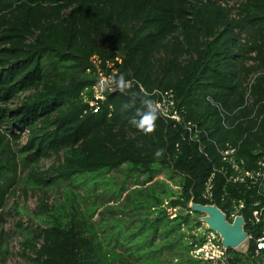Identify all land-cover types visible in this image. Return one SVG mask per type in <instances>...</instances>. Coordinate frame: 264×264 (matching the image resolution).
<instances>
[{"label":"trees","instance_id":"trees-1","mask_svg":"<svg viewBox=\"0 0 264 264\" xmlns=\"http://www.w3.org/2000/svg\"><path fill=\"white\" fill-rule=\"evenodd\" d=\"M99 73L130 87L104 91L94 114ZM154 92L171 96L180 121L158 115L143 133L130 122L147 110L142 97L159 100ZM263 158L264 0H0V219L22 215L17 203L3 212L16 188L63 190L62 202H39L42 228L12 229L30 264H196L203 238L181 232L199 217L190 204L215 206L229 223L242 217L250 239L228 261H260L263 224L251 212L264 206V188L245 173L263 172ZM163 170L178 191L151 183ZM113 171L151 183L133 190L132 210L111 190L116 225L121 214L140 223L125 244L109 221L89 220L97 175ZM78 185L91 195L86 217ZM3 235L0 222V264L10 255Z\"/></svg>","mask_w":264,"mask_h":264},{"label":"rangeland","instance_id":"rangeland-1","mask_svg":"<svg viewBox=\"0 0 264 264\" xmlns=\"http://www.w3.org/2000/svg\"><path fill=\"white\" fill-rule=\"evenodd\" d=\"M214 2H217L223 6H229L234 7L236 4L241 2L242 0H212ZM235 16V11L232 12L231 17L233 18ZM244 37H241V40H243ZM249 66L252 65L251 62L248 63ZM115 74V72H114ZM111 82L114 81V79H110ZM10 105L9 107H11ZM24 141V137L23 140ZM53 162V158L42 160L40 162V169H45L49 167ZM170 173L166 170L160 171L152 180L151 183L160 180L168 184V186L175 192L178 191L177 182L178 178L174 177L172 180L169 179ZM102 181V189L99 187L97 191V201L95 202V205H97L98 209L94 212L91 219H89L92 223L98 224L102 221H105L107 223L108 221V228L111 231L113 235H121L123 243H127V237L132 233L136 232L137 228L139 227L140 223L138 224V221L134 225H132L133 219L130 218L129 215L121 214V221L118 222V225H116V222L112 220L113 217L118 218V214L120 213H110L107 211L109 209V206H115L114 199H112L111 190H114L118 193L117 196H119L120 203L124 202L123 206L125 210H132V199L129 198L130 195H132L134 189L138 188H145L146 186L150 185L151 183L144 184V185H135L140 184L143 182L142 178H139L137 182H135L132 178H124L122 177L121 172L113 171L110 173H107L105 175H97L96 182ZM109 185H112V188H110ZM73 189V193L75 196L76 201L80 204V211L83 214L84 217H86L87 212L90 208L91 199L89 198L91 195L85 194V191H82L80 189ZM108 186V187H107ZM110 191L108 192V190ZM102 190V192H100ZM23 190L21 187L16 188L14 193H12L9 198L7 199L4 213L10 210L11 206L14 203H17L19 207L22 209V215L21 216H11V217H4L3 220L0 219V222H2L4 227V235H3V241L5 242L8 251L10 255L8 256L5 264H30L27 260H25L21 256V249L19 247V243L21 242V238L17 234H13L12 229L16 222L21 223L24 227L31 226L32 228L40 227L41 223L39 222L40 214H42L41 211H38V208L40 206V201L42 200L45 202V204L48 205V207L52 206L53 204H56L58 202H62L63 200V190L60 188H52L49 189L47 192L43 193L39 190H27L26 194L24 195ZM110 201V202H109ZM107 202V203H106ZM108 206V207H107ZM197 207V206H196ZM193 205H189V208L191 210H194ZM178 210H173L170 214V217H173ZM205 213H199V217L196 218L197 221L192 222L188 227H182L181 232L189 235H194L197 238H203V245L200 247L195 246V248L192 249V256L194 259L198 260V263L196 264H224L227 260V257L225 255V252H227L229 249L233 250L238 253H244L247 248V241H244L242 244L237 246L234 249L231 248H223L222 247V239L221 237L213 230L209 229L205 218ZM236 216L232 217V222L235 219ZM126 218V219H125ZM140 216L137 217L139 219ZM191 218L194 219L195 217L193 214H191ZM197 222L200 224L197 226ZM231 222V224H232ZM123 223V224H122ZM7 234H10L9 236ZM111 235V236H113ZM187 236V235H186ZM124 249V247H122ZM167 261V260H166ZM175 264V261H173ZM245 264H260L259 260L252 261L251 259L247 261Z\"/></svg>","mask_w":264,"mask_h":264},{"label":"built area","instance_id":"built-area-1","mask_svg":"<svg viewBox=\"0 0 264 264\" xmlns=\"http://www.w3.org/2000/svg\"><path fill=\"white\" fill-rule=\"evenodd\" d=\"M116 89H119L116 83L111 82L110 78L107 79L105 76H103V74L99 73L97 84L93 88V99L88 102V106L90 107V109H92V112L94 114L98 113V109H99L98 102H102L104 100V91L112 93ZM139 89L142 91L141 88ZM154 93H156L159 96V100L153 103L159 110L158 115L164 120L169 119V120H174L175 122H179L180 118L175 108V104L171 99V96L168 94H160L158 92H154ZM259 165L261 166V168H263V172L259 171L254 174L245 173V176L248 177L249 179H253V178L255 179V177L256 178L260 177L262 179L260 186L264 188V158L259 163ZM257 205L258 204H255V206ZM251 219L254 225L263 224L261 236L255 240V257H257L260 252L264 253V206L256 209L254 208L251 212ZM248 239H250V236L247 235L246 241ZM226 257L227 260L225 261L224 264H231L228 261V256ZM259 263L264 264V256L260 259Z\"/></svg>","mask_w":264,"mask_h":264},{"label":"water","instance_id":"water-1","mask_svg":"<svg viewBox=\"0 0 264 264\" xmlns=\"http://www.w3.org/2000/svg\"><path fill=\"white\" fill-rule=\"evenodd\" d=\"M193 206L196 207V205ZM194 211L213 215L212 220L205 221L209 229L221 237L223 248L234 249L246 241L247 234L243 231L244 221L242 217L236 216L231 224L226 221L225 215L215 206H197Z\"/></svg>","mask_w":264,"mask_h":264},{"label":"clouds","instance_id":"clouds-1","mask_svg":"<svg viewBox=\"0 0 264 264\" xmlns=\"http://www.w3.org/2000/svg\"><path fill=\"white\" fill-rule=\"evenodd\" d=\"M121 91H125L130 84L125 81L124 77L121 75L118 80H114ZM142 104L146 105L147 110L140 116L139 119H133L130 123L133 127L143 133H150L155 129V121L158 119V108L153 104V101L149 98H141ZM157 156L160 155L159 152L156 153Z\"/></svg>","mask_w":264,"mask_h":264},{"label":"bare ground","instance_id":"bare-ground-1","mask_svg":"<svg viewBox=\"0 0 264 264\" xmlns=\"http://www.w3.org/2000/svg\"><path fill=\"white\" fill-rule=\"evenodd\" d=\"M213 215L212 214H206V217L204 218L205 220H212Z\"/></svg>","mask_w":264,"mask_h":264}]
</instances>
